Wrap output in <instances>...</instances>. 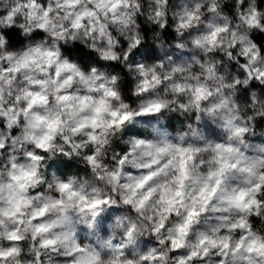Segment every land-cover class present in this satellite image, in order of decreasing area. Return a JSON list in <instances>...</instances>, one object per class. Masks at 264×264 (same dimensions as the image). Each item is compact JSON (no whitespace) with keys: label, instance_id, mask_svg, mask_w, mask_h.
<instances>
[{"label":"clouds","instance_id":"clouds-1","mask_svg":"<svg viewBox=\"0 0 264 264\" xmlns=\"http://www.w3.org/2000/svg\"><path fill=\"white\" fill-rule=\"evenodd\" d=\"M0 264H264V0H0Z\"/></svg>","mask_w":264,"mask_h":264}]
</instances>
